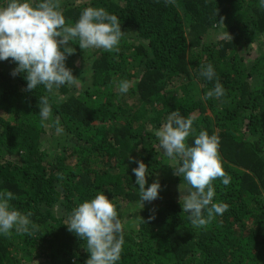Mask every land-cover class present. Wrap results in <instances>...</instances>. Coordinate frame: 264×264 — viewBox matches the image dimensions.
<instances>
[{"label":"trees","instance_id":"trees-1","mask_svg":"<svg viewBox=\"0 0 264 264\" xmlns=\"http://www.w3.org/2000/svg\"><path fill=\"white\" fill-rule=\"evenodd\" d=\"M115 14L119 52L76 49L66 66L78 87L28 91L26 74L0 61V190L39 227L0 235V264H86L85 242L64 223L79 203L103 191L116 197L125 243L119 264H264V6L259 0H61L66 23L86 7ZM253 49L262 53L253 58ZM250 52L252 54H250ZM250 61V62H248ZM211 63L225 95L200 75ZM130 82L120 93V81ZM51 116L42 121L39 100ZM220 138L231 182L213 181L214 201L229 205L207 227L183 212L188 185L155 131L172 111ZM148 166L159 197L140 202L132 169ZM173 166V167H172Z\"/></svg>","mask_w":264,"mask_h":264},{"label":"clouds","instance_id":"clouds-1","mask_svg":"<svg viewBox=\"0 0 264 264\" xmlns=\"http://www.w3.org/2000/svg\"><path fill=\"white\" fill-rule=\"evenodd\" d=\"M264 6V0H259ZM124 36L121 23L115 14L103 7H86L74 23H66L61 0H0V61L11 58L17 67L12 75L24 73L27 90L44 86L53 93L62 86L78 87L80 79L66 66L68 56L76 49L69 42L85 49H102L119 52ZM200 75L214 86L205 93L209 99L225 95L223 85L216 78L213 64L200 66ZM119 92L128 93L130 82L120 81ZM39 116L46 121L51 116L48 97L39 100ZM193 118L182 116L179 110L172 111L167 122L155 131L159 147L163 153L177 162L174 174L187 182L185 194L180 186V203L183 212L188 213L192 225L205 228L217 216H222L229 208L227 203L216 202L213 181L220 179L224 186L231 182L226 173L220 154V138L208 131H200L191 145L188 138L193 135ZM132 169L139 187L140 202H152L159 197V180L148 185V166L143 160L135 161ZM16 196L9 190H0V235H33L39 231L31 219V213H23L11 201ZM85 244L90 254L86 264H119L125 243L124 229L117 208L116 197L109 199L103 191L79 203L71 211L64 223Z\"/></svg>","mask_w":264,"mask_h":264},{"label":"rangeland","instance_id":"rangeland-1","mask_svg":"<svg viewBox=\"0 0 264 264\" xmlns=\"http://www.w3.org/2000/svg\"><path fill=\"white\" fill-rule=\"evenodd\" d=\"M259 52H260V53H259ZM258 53L261 54L262 52H261V51H257V49H256V50L253 49V54L250 52V54H252L251 57H253V58H254V57L256 58L257 55H258ZM248 62H250V61H248ZM173 161H175V160H173ZM175 162H176V161H175Z\"/></svg>","mask_w":264,"mask_h":264}]
</instances>
